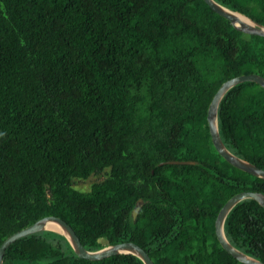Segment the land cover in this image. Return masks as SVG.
Instances as JSON below:
<instances>
[{
	"label": "trees",
	"instance_id": "trees-1",
	"mask_svg": "<svg viewBox=\"0 0 264 264\" xmlns=\"http://www.w3.org/2000/svg\"><path fill=\"white\" fill-rule=\"evenodd\" d=\"M214 1L264 27V0ZM248 74L264 78V37L203 0H0V245L53 216L90 252L132 242L153 264H242L214 221L232 196L264 195V180L217 154L206 115L222 83ZM217 126L229 152L264 170V89L228 90ZM223 230L264 264L260 205L239 202ZM2 264L143 263L79 259L42 231L11 243Z\"/></svg>",
	"mask_w": 264,
	"mask_h": 264
},
{
	"label": "water",
	"instance_id": "water-1",
	"mask_svg": "<svg viewBox=\"0 0 264 264\" xmlns=\"http://www.w3.org/2000/svg\"><path fill=\"white\" fill-rule=\"evenodd\" d=\"M203 2L217 15L227 20L231 26L244 34L248 35H255L264 37V27L251 21L250 19L246 18L245 16L232 12L225 7L219 5L214 0H203ZM241 16L247 19L250 24L239 22L238 17ZM244 82H250L255 83L258 86H260L262 89H264V78L257 75V74H248V75H241L234 77L232 79H229L222 83L214 96L212 97L210 104L207 109V115H206V121L208 124V131L211 139V143L213 145V148L217 152V154L229 165L232 167L245 172L251 176H254L256 178L264 180V170L256 167L255 165L238 158L237 156L233 155L231 152L227 150V148L222 143L220 136L218 134V126H217V110L220 101L222 100L223 96L226 94L228 90H230L232 87L244 83ZM166 164H172V165H192L194 162L191 161H173V162H167ZM253 200L258 205H260L264 209V195L262 193L257 192H240L234 196H232L230 199H228L225 204L221 207L219 210L216 219L214 221V232L216 239L220 245V247L228 253L231 257L236 259L238 262L242 264H262L260 261L253 259L243 252L237 250L234 248L226 239L224 235V222L229 214V212L233 209L235 205H237L239 202L243 200ZM143 202L142 200H138L136 202V205L134 209L131 212V217L133 221H135L136 216L142 206ZM52 224L57 226L59 231L55 230H49L47 228V225ZM42 231H54L61 235H63L66 240L68 241L73 253L79 258L87 261H101L106 258L120 255V254H130L135 257H137L143 264H153L148 255L142 250L139 246L132 242H124V243H118L113 245H108L100 250L97 251H87L82 244L80 243L78 237L76 236L73 229L62 219L58 217H44L38 221H36L34 224L30 225L29 227H26L25 229H22L8 238H6L2 244L0 245V264H2L3 256L5 253V250L9 247V245L16 240L26 237L28 235H32L38 232Z\"/></svg>",
	"mask_w": 264,
	"mask_h": 264
},
{
	"label": "rangeland",
	"instance_id": "rangeland-1",
	"mask_svg": "<svg viewBox=\"0 0 264 264\" xmlns=\"http://www.w3.org/2000/svg\"><path fill=\"white\" fill-rule=\"evenodd\" d=\"M95 181H97V177L92 176L85 181H75L73 185L75 189L85 192L89 190L91 184Z\"/></svg>",
	"mask_w": 264,
	"mask_h": 264
},
{
	"label": "bare ground",
	"instance_id": "bare-ground-1",
	"mask_svg": "<svg viewBox=\"0 0 264 264\" xmlns=\"http://www.w3.org/2000/svg\"><path fill=\"white\" fill-rule=\"evenodd\" d=\"M237 17H238V21H239V22H243V23L250 24V22H249L247 19H245L244 17H241V16H237ZM47 228H48L49 230L59 231V229L57 228V226L52 225V224L47 225Z\"/></svg>",
	"mask_w": 264,
	"mask_h": 264
}]
</instances>
